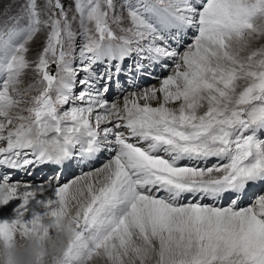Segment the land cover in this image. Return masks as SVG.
I'll return each mask as SVG.
<instances>
[{"label": "snow or ice", "instance_id": "obj_1", "mask_svg": "<svg viewBox=\"0 0 264 264\" xmlns=\"http://www.w3.org/2000/svg\"><path fill=\"white\" fill-rule=\"evenodd\" d=\"M22 239L37 264H264V0H0V245Z\"/></svg>", "mask_w": 264, "mask_h": 264}, {"label": "rangeland", "instance_id": "obj_2", "mask_svg": "<svg viewBox=\"0 0 264 264\" xmlns=\"http://www.w3.org/2000/svg\"><path fill=\"white\" fill-rule=\"evenodd\" d=\"M167 75V73H164ZM142 85L158 84L155 80H141ZM106 159V156H101L93 167H100L101 163ZM83 171H88V168H83ZM81 168L76 165H69L65 168L63 175L61 176V183L72 180L75 176L80 175ZM53 175V170L48 167L37 168L32 172V175L22 174L17 172L13 179H20L22 181L31 180L33 182H40ZM254 192H259L260 189H253ZM32 241V240H31ZM27 239H22L17 242V246L14 248H5L0 245V264H9V258H11V264H27L29 259L30 243ZM36 259V257H35ZM37 261V260H36Z\"/></svg>", "mask_w": 264, "mask_h": 264}, {"label": "clouds", "instance_id": "obj_3", "mask_svg": "<svg viewBox=\"0 0 264 264\" xmlns=\"http://www.w3.org/2000/svg\"><path fill=\"white\" fill-rule=\"evenodd\" d=\"M67 240V234H65L64 237H61L59 240H57L55 237L52 238V240L49 242L48 245V252L52 253L54 251H59L60 248L63 246V244ZM45 246L38 243L35 240H32L30 243V251H29V259L27 261V264H37V261L35 259L36 255L40 251H44Z\"/></svg>", "mask_w": 264, "mask_h": 264}]
</instances>
